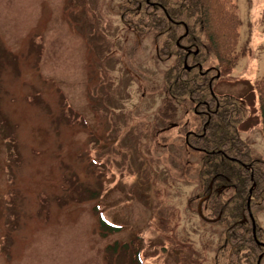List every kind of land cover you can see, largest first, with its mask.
<instances>
[{
  "label": "rangeland",
  "instance_id": "1",
  "mask_svg": "<svg viewBox=\"0 0 264 264\" xmlns=\"http://www.w3.org/2000/svg\"><path fill=\"white\" fill-rule=\"evenodd\" d=\"M122 1L0 0V264H131L140 241L141 264H213L221 227L199 214L187 118L162 129L155 114L170 60L122 23ZM233 3L244 53L214 91L242 101L239 135L264 159V0ZM100 214L121 229L100 235Z\"/></svg>",
  "mask_w": 264,
  "mask_h": 264
},
{
  "label": "trees",
  "instance_id": "2",
  "mask_svg": "<svg viewBox=\"0 0 264 264\" xmlns=\"http://www.w3.org/2000/svg\"><path fill=\"white\" fill-rule=\"evenodd\" d=\"M119 12L131 31L152 33L157 59L170 60L160 87L166 101L155 114L165 123L162 129L175 123L177 114L187 118L178 127L196 157V202L202 220L221 227L213 264H264L263 229L256 218L264 209V159L252 155L239 135L242 101L214 91L215 74L231 69L244 53L238 50L233 0H123ZM254 91L264 141V70ZM98 226L102 236L121 229L101 214ZM128 248L127 242L108 246L110 252ZM142 249L140 241L129 255L131 264H141Z\"/></svg>",
  "mask_w": 264,
  "mask_h": 264
},
{
  "label": "water",
  "instance_id": "3",
  "mask_svg": "<svg viewBox=\"0 0 264 264\" xmlns=\"http://www.w3.org/2000/svg\"><path fill=\"white\" fill-rule=\"evenodd\" d=\"M198 210H199V214H200V216H201L200 209L198 208ZM252 234H253V237L255 238L254 225H253V228H252ZM262 245H264V244H262Z\"/></svg>",
  "mask_w": 264,
  "mask_h": 264
}]
</instances>
